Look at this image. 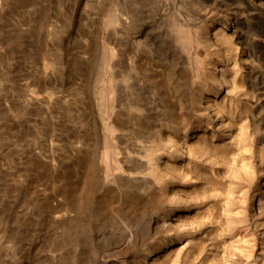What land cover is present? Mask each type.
Returning <instances> with one entry per match:
<instances>
[{
    "label": "rangeland",
    "instance_id": "374dc122",
    "mask_svg": "<svg viewBox=\"0 0 264 264\" xmlns=\"http://www.w3.org/2000/svg\"><path fill=\"white\" fill-rule=\"evenodd\" d=\"M0 264H264V0H0Z\"/></svg>",
    "mask_w": 264,
    "mask_h": 264
},
{
    "label": "bare ground",
    "instance_id": "6f19581e",
    "mask_svg": "<svg viewBox=\"0 0 264 264\" xmlns=\"http://www.w3.org/2000/svg\"><path fill=\"white\" fill-rule=\"evenodd\" d=\"M182 22V21H181ZM186 34H187V32H186Z\"/></svg>",
    "mask_w": 264,
    "mask_h": 264
}]
</instances>
